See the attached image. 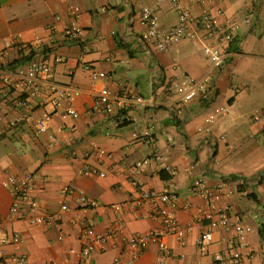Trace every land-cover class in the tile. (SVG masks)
Returning <instances> with one entry per match:
<instances>
[{"label":"crops","instance_id":"crops-1","mask_svg":"<svg viewBox=\"0 0 264 264\" xmlns=\"http://www.w3.org/2000/svg\"><path fill=\"white\" fill-rule=\"evenodd\" d=\"M180 1L193 16L204 10L215 16L221 12L220 21L236 27L230 56L209 78L213 91L206 102L182 103L175 91L186 78L208 76L202 33L167 51H155L141 40L145 27L140 16L145 7L154 12L160 32L177 24L170 0H0V52L7 43L29 44L34 58H47L60 85L80 91L57 108L10 92L3 83L5 72L24 68L30 52L22 55L10 48L0 61V240L14 233L21 238L18 249L0 245L6 258L26 254L28 264H112L115 257L129 255L125 244L135 234L163 231L158 221L108 208L137 196L131 181L144 190L175 193V216L187 225L209 209L190 191L201 180L212 188L223 187L212 207L225 210L232 223L237 220L249 228L242 253L253 250L252 257L239 263L227 261L238 246L232 228H214V242L201 252L197 241L208 229L205 221L193 226L184 244L166 237L165 252L157 244L148 245L134 264H218L217 255L224 264H264V0ZM70 5L81 11L83 36L77 43L64 36ZM92 70L110 74L98 85L112 92L124 88L146 104L134 106L124 117L108 116L95 105ZM69 107L77 118L67 114ZM46 115L51 117L49 129L37 134L35 126ZM17 119L24 121L9 128V122ZM145 133L151 134V144L144 143ZM52 136L57 142L51 141ZM98 150L109 157L98 160L93 155ZM86 164L103 175H78ZM5 172L35 176L38 212L56 217L55 226L31 225L11 214L13 198L2 186ZM67 185L100 207L83 210L75 196L63 193ZM65 202L71 211L62 213ZM118 221L124 224V234L102 244L99 237ZM90 223L95 231L92 253L80 259L77 253L84 244L80 236Z\"/></svg>","mask_w":264,"mask_h":264},{"label":"built area","instance_id":"built-area-1","mask_svg":"<svg viewBox=\"0 0 264 264\" xmlns=\"http://www.w3.org/2000/svg\"><path fill=\"white\" fill-rule=\"evenodd\" d=\"M175 13L177 14V24L166 32L158 30V21L154 12L150 8H143L141 11L140 21L145 27L141 34V40L147 45L154 47L155 51H167L172 45L185 40H192L200 37L204 41L203 51L209 61L208 76L201 80H192L186 78V81L181 86H175V91L179 94L182 103H188L192 100H200L206 102L210 99L213 91V86L210 83V76L215 70H219L225 64L230 56L229 45L236 37V27L228 21H220L223 16L221 12L215 16L210 11L204 10L201 16H193L191 11L184 7L180 0H170ZM81 17L80 8L76 5H70L66 13L67 24L64 29V36L68 42L77 43L81 41L83 30L80 28L79 21ZM249 22L248 19L245 20ZM14 48L20 53L28 52L29 44L23 42H12L5 45V49ZM5 50V51H6ZM5 51L0 52V61L5 57ZM92 86L95 89L94 101L98 108H101L108 116H121L130 112L136 105L146 104L145 100L140 96H134L126 89L121 88L117 92H112L105 85H98L100 82L107 81L110 74L92 70ZM3 83L12 91L19 92L32 99L47 101L53 108H57L63 101H71L80 91L71 88L70 86L60 85L55 78L53 66L47 58L30 60L24 68L15 70L8 69L5 72ZM9 92V93H10ZM4 98L8 95L4 93ZM67 114L77 118V113L70 107L67 109ZM50 115H46L35 126L37 134L47 133L50 121ZM2 118L0 117V123ZM23 119H17L9 122L8 127L14 128ZM144 143L151 144V134H144ZM139 139V138H137ZM52 142H57L55 136L51 137ZM98 160H103L109 157L104 151L98 150L93 154ZM92 155L86 156V158ZM148 161L138 163L136 168H139ZM80 176L103 175L96 168L89 164L84 165L79 171ZM137 192V196L120 204H114L108 208L116 213H128L139 218H149L161 223L163 231H153L145 234H135L126 241V248L130 252L127 257L117 256L112 264H134V260L148 245L157 244L160 251L165 252L167 245L166 237H175L181 244H184V239L191 232L194 225L202 226L205 221H209L208 229L201 232L197 241L198 249L205 252L208 247L214 242V228L224 230L234 229L236 232L238 246L234 250L229 262L239 263L244 259H250L253 255V250H249L247 255L242 251L246 249L244 241L249 228L240 224L239 221L232 223L231 218L225 210L216 211L213 205L218 202L222 196L223 187H209L201 180L194 182L190 191L197 194L209 207L208 210L201 212L194 220L193 224L182 225L175 216L177 210L178 198L175 193L169 189L163 191L144 190L136 181L130 182ZM2 186L9 190L13 202L10 207V212L18 219H26L29 224L37 226H55L57 219L53 215L41 214L39 210V202L33 197L35 190V176L33 174L16 175L10 172H5L2 176ZM63 193L66 196H75L76 202L83 210H96L100 204L93 199H89L84 193L77 192L69 185L65 186ZM26 203V205L24 204ZM60 210L62 213L70 212V206L65 202L61 204ZM215 217L218 220L215 221ZM124 224L118 221L109 227L106 232L99 237V241L105 244L109 240L121 237L124 234ZM95 237L93 224L90 223L80 236V240L84 243L83 248L77 253L80 259L88 258L92 253L91 240ZM13 245L18 249L21 244V238L18 233H14L10 239H1L0 245ZM104 250V248H103ZM71 254L75 252L70 251ZM215 261L218 264H224L222 256H215ZM226 261V262H227ZM0 264H28L26 254H19L6 258L0 251Z\"/></svg>","mask_w":264,"mask_h":264},{"label":"trees","instance_id":"trees-1","mask_svg":"<svg viewBox=\"0 0 264 264\" xmlns=\"http://www.w3.org/2000/svg\"><path fill=\"white\" fill-rule=\"evenodd\" d=\"M235 43V39L233 40V42L229 45V48H231V47H233V44ZM28 52H30L29 54L30 55H28L29 57H27V59L28 60H34V59H37V58H34V56H35V53L32 51V49L30 48L29 49V51ZM25 52H23V53H21L22 55L24 54ZM127 121L125 122V124L127 125ZM240 191H241V188L239 187L238 188Z\"/></svg>","mask_w":264,"mask_h":264}]
</instances>
